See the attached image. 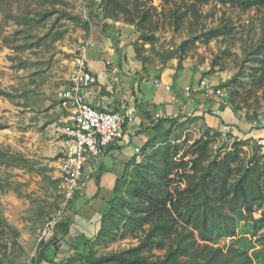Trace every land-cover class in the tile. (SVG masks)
I'll list each match as a JSON object with an SVG mask.
<instances>
[{
  "label": "rangeland",
  "instance_id": "obj_1",
  "mask_svg": "<svg viewBox=\"0 0 264 264\" xmlns=\"http://www.w3.org/2000/svg\"><path fill=\"white\" fill-rule=\"evenodd\" d=\"M100 2L0 0V152L3 153L0 157V264L30 263L38 253L41 237L48 238L54 231L51 226L43 235L46 223L59 213L72 217L79 211V205L67 202L62 189L51 124L61 115L56 91L70 84L79 41L88 38V30L83 25L87 22L90 27L103 19ZM192 2L152 0L146 5L153 7L150 8L153 32L142 31L153 33L156 39L145 43L139 38L141 32L132 28L134 49L145 57L144 69L159 71L167 65L176 66L182 57L179 69L182 74L204 77L216 85L229 81L225 94L228 96L231 91L242 106L239 111L249 119L264 117V72L254 68L257 64L248 54L256 43L264 40V8L241 11L208 0L204 5L195 6L196 14L191 11L182 24L175 25L172 9L182 11ZM198 36L201 38L197 39ZM151 78L141 82L143 99L149 102V94L156 88ZM172 82L174 87L184 86L182 79ZM200 137L210 140L212 154L232 146L223 143L216 131H208L202 122L192 118L171 125L165 143L181 148L175 159L183 153L187 159L191 144ZM154 146L160 148L163 143L156 139ZM253 152L263 155L264 149L244 145L243 161ZM148 154L145 151L141 161ZM11 155H20L23 160L15 161ZM184 186L182 183L181 187ZM251 215L258 218L261 212L254 210ZM97 229L81 238L66 237L54 258L55 264H90L87 255L127 249L143 236L141 229L136 233L138 237L131 233L114 236L117 230H113L112 234L99 238L94 236ZM194 233L198 234L196 230ZM237 233L236 238L241 236L239 230ZM232 239L222 237L213 245H220L224 251L229 246L239 247ZM249 240L254 243L248 250L253 256V251L261 245L255 237L248 236L247 246ZM164 252V249H153L147 254L155 259Z\"/></svg>",
  "mask_w": 264,
  "mask_h": 264
},
{
  "label": "trees",
  "instance_id": "obj_2",
  "mask_svg": "<svg viewBox=\"0 0 264 264\" xmlns=\"http://www.w3.org/2000/svg\"><path fill=\"white\" fill-rule=\"evenodd\" d=\"M151 1L101 0V14L103 18L137 28L141 32L140 40L152 43L156 39L153 33L142 31H152L150 8L153 7H146ZM216 1L241 11L264 8V0ZM207 2L193 0L191 6L182 11L173 8V23L182 24L191 11L196 14L197 4ZM71 18L77 19V16L71 15ZM83 26L88 30L87 22ZM211 32L215 30L211 29ZM135 52L144 63L145 57L139 55L136 47ZM248 54L257 64L254 68L264 72V40L256 43ZM181 67L182 57H179L176 69ZM228 83L225 81L216 86L226 88ZM227 100L234 111L242 107L231 91ZM181 117L172 118L170 123L176 124ZM164 122L159 121L154 127L159 130ZM170 126L151 136L141 147L143 153L148 150V156L139 163L132 160V169L117 178L94 235L102 238L117 230L114 236L131 233L138 237L136 233L141 229L143 236L127 249L87 255V261L90 264H264V153L257 156L253 152L243 161L241 153L246 142L238 141L212 154L210 140L200 137L191 144L187 159H184L186 153L175 159L181 148L165 143ZM156 139H160L163 147L154 146ZM0 157H3L2 152ZM11 157L15 161L23 160L20 155ZM182 183H185L184 187H181ZM70 201L71 198L67 199L68 203ZM254 210H260L261 217L254 218L251 215ZM72 224L73 218L69 214L60 216L48 238L39 240L38 253L28 264H55L59 246L70 236ZM238 230L241 236L236 238ZM247 235L255 237L261 245L253 251V256L248 250L254 243L249 240L250 245H246ZM222 237L233 238L239 247L229 246L224 251L220 245L214 246ZM153 249H164L165 252L154 259L147 254Z\"/></svg>",
  "mask_w": 264,
  "mask_h": 264
},
{
  "label": "crops",
  "instance_id": "obj_3",
  "mask_svg": "<svg viewBox=\"0 0 264 264\" xmlns=\"http://www.w3.org/2000/svg\"><path fill=\"white\" fill-rule=\"evenodd\" d=\"M132 28L122 21L103 18L90 24L87 31L88 39L94 44L85 51L87 66L92 72L101 74L100 81L92 86L93 95L88 100L99 109L116 110L124 115L122 128L128 134L129 142H125V138H116L104 148L100 156L91 157L84 164V172L89 175L86 186L71 198L74 206L79 205V211L72 216L70 235L79 238L99 227L101 211L113 194L117 178L130 169L135 147L141 149L151 136L172 125V118L181 115L177 123L185 119H197L207 129L219 133L221 124L229 123L233 136L245 141V146L255 147V141L248 134L252 119L244 112H233L227 100L220 99L209 88H202L189 96L185 94L186 86L194 85L204 77L193 78L186 72L182 74V70L176 69L177 64L167 65L159 71L144 69L145 65L135 53ZM107 61L110 63L107 64ZM150 77L153 79L152 84L155 79L160 84H153L156 88L149 94V102L143 99L141 82L150 80ZM173 79H182L183 88L174 87ZM206 81L211 87H216V83ZM166 84L170 86L169 90L165 89ZM109 85H112V90ZM58 109L61 115L56 120L66 115L59 105ZM219 109L222 110L221 114H215L214 111ZM156 114L162 118L154 120ZM164 120L159 130L154 127L157 122ZM256 137L264 138V127L257 129Z\"/></svg>",
  "mask_w": 264,
  "mask_h": 264
},
{
  "label": "built area",
  "instance_id": "obj_4",
  "mask_svg": "<svg viewBox=\"0 0 264 264\" xmlns=\"http://www.w3.org/2000/svg\"><path fill=\"white\" fill-rule=\"evenodd\" d=\"M93 45L88 38L79 41L70 84L59 88L55 95L59 107L66 111L64 117L51 124V134L58 156V170L66 199L72 198L77 191L86 186L89 175L84 172V164L89 158L100 156L104 148L116 138H125V142H129V136L122 128L124 115L116 110L99 109L88 100V97L93 95L92 86L101 79V74L92 72L86 62L85 51ZM108 63L110 62L107 61ZM154 84L158 86L160 81L155 79ZM202 88H209L214 95L227 100L225 88L211 87L204 78L194 85L186 86L184 91L189 96ZM109 89L112 90V85H109ZM165 89L169 90L170 86L166 84ZM214 112L220 115L222 110ZM160 118H162L160 114L154 116L156 121ZM259 127H264V117L258 116L251 120L248 134L255 141V147L264 149V138L256 137ZM219 139L225 144L241 140L232 135V125L229 123L221 124ZM134 151V162L138 163L143 158V153L140 147H135ZM59 217L60 213L46 223L43 235Z\"/></svg>",
  "mask_w": 264,
  "mask_h": 264
}]
</instances>
